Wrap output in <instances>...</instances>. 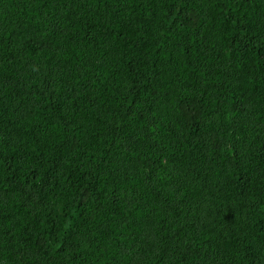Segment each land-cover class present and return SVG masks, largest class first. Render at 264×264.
Wrapping results in <instances>:
<instances>
[{"label":"trees","instance_id":"1","mask_svg":"<svg viewBox=\"0 0 264 264\" xmlns=\"http://www.w3.org/2000/svg\"><path fill=\"white\" fill-rule=\"evenodd\" d=\"M0 264H264V0H0Z\"/></svg>","mask_w":264,"mask_h":264}]
</instances>
